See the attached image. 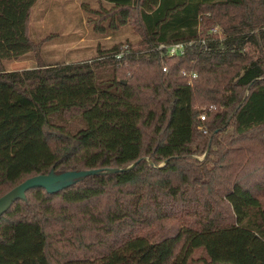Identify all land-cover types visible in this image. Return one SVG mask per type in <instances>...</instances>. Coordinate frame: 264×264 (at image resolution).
<instances>
[{"label": "trees", "instance_id": "obj_1", "mask_svg": "<svg viewBox=\"0 0 264 264\" xmlns=\"http://www.w3.org/2000/svg\"><path fill=\"white\" fill-rule=\"evenodd\" d=\"M101 1L96 28L139 35L123 59L108 56L116 45L0 67V196L51 170L103 171L15 199L0 215V264H188L195 249L198 264H264V0ZM35 3L0 0V63L37 49ZM214 25L225 38L213 51L142 52Z\"/></svg>", "mask_w": 264, "mask_h": 264}, {"label": "rangeland", "instance_id": "obj_2", "mask_svg": "<svg viewBox=\"0 0 264 264\" xmlns=\"http://www.w3.org/2000/svg\"><path fill=\"white\" fill-rule=\"evenodd\" d=\"M101 5L109 7L101 0H36L31 10L28 32L30 38L38 43L37 49L22 58L4 60L0 67L21 70L31 68L37 62L90 61L123 43L129 45L131 52L137 49L135 44L139 42V35L130 26L119 27L116 31L96 28L99 22L106 24L94 12L101 9ZM78 244L77 241L75 246ZM65 249H69L71 254L82 251L71 246ZM200 252L201 249H195L193 259L188 264H198L196 256Z\"/></svg>", "mask_w": 264, "mask_h": 264}, {"label": "built area", "instance_id": "obj_3", "mask_svg": "<svg viewBox=\"0 0 264 264\" xmlns=\"http://www.w3.org/2000/svg\"><path fill=\"white\" fill-rule=\"evenodd\" d=\"M225 38L223 29L219 25H214L207 29V31L203 30L198 26L197 29V37L183 40V41H173V42H161L155 44L152 48L145 49L142 52H149L153 50L159 57V59L164 62L166 59L175 56H182L186 53L189 47L194 45H199L202 52H210L213 51L212 44H209L208 41H222ZM222 49V46L219 48ZM133 52V51H132ZM131 53L129 50V45L127 43H123L118 46V50L114 51L112 54L108 56H113L117 59H123L125 55ZM162 70L166 71L167 67L165 65L162 66ZM182 75L187 77L188 84H192L193 79L197 76L195 70H181ZM213 108V106H209V109ZM205 111H201L199 114L200 120L205 119ZM199 129L203 132H206V128L204 125H199Z\"/></svg>", "mask_w": 264, "mask_h": 264}, {"label": "water", "instance_id": "obj_4", "mask_svg": "<svg viewBox=\"0 0 264 264\" xmlns=\"http://www.w3.org/2000/svg\"><path fill=\"white\" fill-rule=\"evenodd\" d=\"M134 164L135 163L131 164L129 167ZM116 170L119 169H107V172ZM102 172L103 171L101 169L67 170L62 172H54L51 170L47 174H39L28 177L0 196V215L10 207L11 203L15 199H25V192L30 188L43 187L48 192H55L74 183L76 180L85 177L86 175L98 174Z\"/></svg>", "mask_w": 264, "mask_h": 264}, {"label": "crops", "instance_id": "obj_5", "mask_svg": "<svg viewBox=\"0 0 264 264\" xmlns=\"http://www.w3.org/2000/svg\"><path fill=\"white\" fill-rule=\"evenodd\" d=\"M36 65V64H35Z\"/></svg>", "mask_w": 264, "mask_h": 264}]
</instances>
